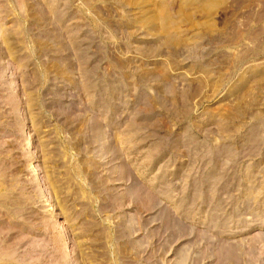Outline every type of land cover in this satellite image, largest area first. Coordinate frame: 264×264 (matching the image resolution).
<instances>
[{
    "label": "rangeland",
    "instance_id": "rangeland-1",
    "mask_svg": "<svg viewBox=\"0 0 264 264\" xmlns=\"http://www.w3.org/2000/svg\"><path fill=\"white\" fill-rule=\"evenodd\" d=\"M0 264H264V0H0Z\"/></svg>",
    "mask_w": 264,
    "mask_h": 264
},
{
    "label": "bare ground",
    "instance_id": "bare-ground-1",
    "mask_svg": "<svg viewBox=\"0 0 264 264\" xmlns=\"http://www.w3.org/2000/svg\"><path fill=\"white\" fill-rule=\"evenodd\" d=\"M226 254V253H225ZM227 259V258H226ZM224 261V260H223Z\"/></svg>",
    "mask_w": 264,
    "mask_h": 264
}]
</instances>
